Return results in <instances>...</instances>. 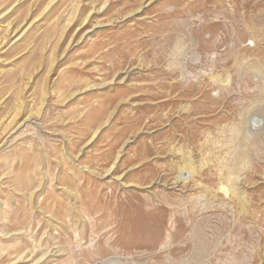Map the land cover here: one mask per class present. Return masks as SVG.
I'll list each match as a JSON object with an SVG mask.
<instances>
[{"label":"rangeland","instance_id":"rangeland-1","mask_svg":"<svg viewBox=\"0 0 264 264\" xmlns=\"http://www.w3.org/2000/svg\"><path fill=\"white\" fill-rule=\"evenodd\" d=\"M0 264H264V0H0Z\"/></svg>","mask_w":264,"mask_h":264}]
</instances>
